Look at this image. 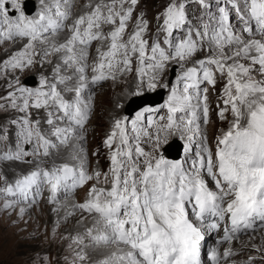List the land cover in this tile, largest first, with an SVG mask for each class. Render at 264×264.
Wrapping results in <instances>:
<instances>
[{"label": "snow or ice", "instance_id": "6c2138e0", "mask_svg": "<svg viewBox=\"0 0 264 264\" xmlns=\"http://www.w3.org/2000/svg\"><path fill=\"white\" fill-rule=\"evenodd\" d=\"M38 2L30 15L25 0H0V99L22 114L14 139L0 129V155L31 166L12 182L0 175L3 207L26 205L22 218L41 200L85 192L61 205L83 229L73 264H227L240 234L264 239V0H167L154 30L140 0ZM37 67L40 87L29 88L20 76ZM105 82L131 96L168 91L158 108L113 116L106 170L90 167L85 146ZM172 137L182 159L161 152ZM207 229L227 247L205 259ZM252 247L264 264V243Z\"/></svg>", "mask_w": 264, "mask_h": 264}, {"label": "rangeland", "instance_id": "374dc122", "mask_svg": "<svg viewBox=\"0 0 264 264\" xmlns=\"http://www.w3.org/2000/svg\"><path fill=\"white\" fill-rule=\"evenodd\" d=\"M34 1L29 0L28 3H34ZM166 3L167 0L140 1L139 6L149 12V19L151 21L150 27L153 30L156 26L154 18L163 10ZM28 7H30V4H28ZM189 11L193 14L197 12L195 4H190ZM0 58H6L2 47H0ZM40 75L41 70L37 67L31 71L25 72L20 76V79L25 86H28L25 84L26 79L32 77L33 80L35 79L38 82L37 86L34 88H38L40 87ZM124 87L127 86L113 85L109 82L99 89L100 91L95 93V113L89 124V132L91 133L88 135V140L85 145L89 151L92 163L97 162V159L91 154L93 153L92 150L95 144H100L101 142V132L107 133L109 131L113 116L124 114L123 109L114 110V103L117 100L125 103L127 97L130 99L137 97L126 95L125 92L122 91ZM8 91L9 89L7 88L5 80L0 78V97L6 96ZM151 101L158 102V99H151ZM139 103L141 102H136L131 111H133ZM0 105H3V107H0V129H6L10 134V139H14L16 126L12 124V120L17 119L22 114L12 109L4 99H0ZM129 108L130 107H128V109ZM221 124L225 127V122L220 123V121H217V128H220L219 125ZM172 142L173 141H169L165 144V147L163 146L162 151L165 156V150ZM10 146L14 148V145ZM4 151V145H0V154ZM0 158H2V155H0ZM1 161L2 166H4L2 159H0V162ZM28 170H30V167L17 170L14 169V173L15 175H19ZM70 204L71 202L67 205L70 206ZM18 208L17 206L16 209H5L3 207V201H0V264H73L75 258V245L72 247H69V245L72 244V237L75 236L77 232L83 230L82 226L77 222L79 213L65 220L66 207H62L58 214L52 211V208L37 206L28 209L21 218ZM57 221H59V226H57ZM245 237V241L242 240L236 243V245L239 246L238 250L243 251L246 256H257L259 253L252 245L255 244L259 246L264 243L262 235L260 233H251ZM249 251H251V254L248 255ZM257 264H260V262Z\"/></svg>", "mask_w": 264, "mask_h": 264}, {"label": "bare ground", "instance_id": "6f19581e", "mask_svg": "<svg viewBox=\"0 0 264 264\" xmlns=\"http://www.w3.org/2000/svg\"><path fill=\"white\" fill-rule=\"evenodd\" d=\"M30 7H31V4H30ZM160 96L161 95H155V96H152V97H148V98H145V99H143V100H135V101H132L130 104H129V109H128V112L127 113H129V111L130 110H132V108L135 106L134 104H136V102H141V103H139L138 105H137V107L139 106V105H143V104H146V103H149V104H155V103H157V101H151V99H155V98H157L158 99V101H159V98H160ZM133 105V106H132ZM132 106V107H131ZM135 109V108H134ZM171 144H173V145H171ZM170 145V147L169 148H167L166 150H165V152H166V157H168V158H171V159H173L174 158V153L176 152V148L177 147H179V145L177 144V142L175 141H173L172 143H171ZM173 151V152H172ZM244 239H246V237H244L242 240H244ZM241 240V241H242ZM245 241V240H244Z\"/></svg>", "mask_w": 264, "mask_h": 264}, {"label": "water", "instance_id": "95a60500", "mask_svg": "<svg viewBox=\"0 0 264 264\" xmlns=\"http://www.w3.org/2000/svg\"><path fill=\"white\" fill-rule=\"evenodd\" d=\"M29 81H30V80H27V82H26V83H27V84H29V83H30V84H32V85L36 84V83H35V81H32V82H29Z\"/></svg>", "mask_w": 264, "mask_h": 264}]
</instances>
